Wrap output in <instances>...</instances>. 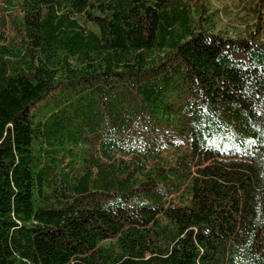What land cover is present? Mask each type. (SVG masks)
I'll list each match as a JSON object with an SVG mask.
<instances>
[{"label":"trees","instance_id":"16d2710c","mask_svg":"<svg viewBox=\"0 0 264 264\" xmlns=\"http://www.w3.org/2000/svg\"><path fill=\"white\" fill-rule=\"evenodd\" d=\"M206 1L0 0V264H264V0Z\"/></svg>","mask_w":264,"mask_h":264},{"label":"rangeland","instance_id":"374dc122","mask_svg":"<svg viewBox=\"0 0 264 264\" xmlns=\"http://www.w3.org/2000/svg\"><path fill=\"white\" fill-rule=\"evenodd\" d=\"M253 3L254 0H207L208 12L213 15L203 21L204 25L226 36H244L253 28Z\"/></svg>","mask_w":264,"mask_h":264}]
</instances>
